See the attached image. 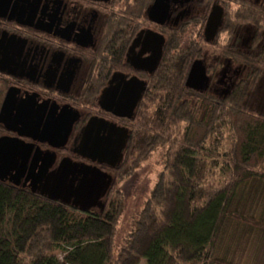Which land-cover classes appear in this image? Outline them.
Listing matches in <instances>:
<instances>
[{"label": "trees", "instance_id": "1", "mask_svg": "<svg viewBox=\"0 0 264 264\" xmlns=\"http://www.w3.org/2000/svg\"><path fill=\"white\" fill-rule=\"evenodd\" d=\"M244 6L226 14L208 43L200 34L185 46L175 35L168 41L138 103L123 159L130 160L126 174L156 152L162 169L117 250L123 195L114 183L101 211H80L0 180V264H237L217 253L226 227L264 232V220L239 208L248 192L243 186L264 184V113L248 102L264 76V54L243 58L247 78L223 98L187 88L185 80L201 47L236 55L229 43L237 23L264 30V8ZM191 96L207 111L201 119Z\"/></svg>", "mask_w": 264, "mask_h": 264}, {"label": "flooded vegetation", "instance_id": "2", "mask_svg": "<svg viewBox=\"0 0 264 264\" xmlns=\"http://www.w3.org/2000/svg\"><path fill=\"white\" fill-rule=\"evenodd\" d=\"M154 1L0 0V80L4 85L0 105L11 88L17 103L33 95L35 104L44 106L45 114L53 106L54 115L64 107L75 115L68 142L56 150L54 165L68 156L77 163L98 166L115 180L140 100L131 117L118 116L100 105L104 90L114 87L117 101L124 81L135 76L145 82L141 99L174 35L183 46L182 33L188 30L194 35L190 40L199 42L200 34L208 43L221 33L226 14L235 15L248 3L264 8V0H163L166 13L157 22L153 20ZM213 8L222 11V23L214 38L206 41L204 27ZM229 45L236 55L200 48L189 68L193 61L200 60L207 81L201 90H192L225 97L247 78L249 67L243 58L249 53L264 54V30L258 33L252 23H237ZM158 46L161 56L154 70L135 68L137 59L148 64L147 58ZM91 117L99 124L91 131L92 136L110 135L114 146L126 137L119 167L97 164L80 155L82 128ZM37 144L42 150L49 148L44 142ZM108 193L101 201H106ZM91 211H100L99 206Z\"/></svg>", "mask_w": 264, "mask_h": 264}, {"label": "water", "instance_id": "3", "mask_svg": "<svg viewBox=\"0 0 264 264\" xmlns=\"http://www.w3.org/2000/svg\"><path fill=\"white\" fill-rule=\"evenodd\" d=\"M163 0H155L152 6L153 20L161 22L166 13ZM222 23V11L213 8L205 27V40L214 38ZM161 56V47L154 49L149 62L136 60L137 69L154 70ZM149 65V67H148ZM200 60L191 64L185 86L201 90L207 81ZM145 82L137 77L124 81L121 94L114 101V87L104 90L102 108L118 116L131 117L140 100ZM34 96L16 102L14 90L9 88L0 105V125L8 132L0 135V180L13 185L27 187L49 199L57 200L80 211H91L96 205L103 209L105 197L113 185L114 178L96 165H84L63 156L56 165V150L66 146L75 115L66 107L54 115L55 107L50 106L44 113V106L35 104ZM37 105V106H36ZM46 109V108H45ZM97 121L91 117L82 128L80 155L97 164H111L119 167L122 161V149L126 146V137L114 146L110 135H91ZM98 134V133H97ZM23 137L30 139L26 141ZM37 142L46 143L49 148L42 150ZM75 175H79L75 179Z\"/></svg>", "mask_w": 264, "mask_h": 264}, {"label": "rangeland", "instance_id": "4", "mask_svg": "<svg viewBox=\"0 0 264 264\" xmlns=\"http://www.w3.org/2000/svg\"><path fill=\"white\" fill-rule=\"evenodd\" d=\"M182 34L185 43L194 36L190 35L189 30ZM1 82L0 80V90L3 91L4 87L2 88V86L4 85ZM189 99H191L196 119L204 117L207 111L200 104L198 98L191 96ZM248 102L252 108L264 113V76L256 83L254 93L249 97ZM4 133L2 130L0 134ZM226 144L227 140L223 142V147ZM157 160L158 154L154 152L134 167L130 173L123 174L130 163V160H127L128 163L124 164L123 162L114 173V184L123 195V210L114 233V251L117 250L123 237L130 230L133 219L144 200L149 197L153 183L162 169L160 160L159 162ZM262 166L264 168V158ZM243 190L248 192L246 196H242L243 200L239 201L241 211L245 214L253 213L259 219L264 220V184L254 182L243 186ZM217 253L237 264H264V232L260 229L230 223L223 233ZM141 264H144L143 259Z\"/></svg>", "mask_w": 264, "mask_h": 264}]
</instances>
